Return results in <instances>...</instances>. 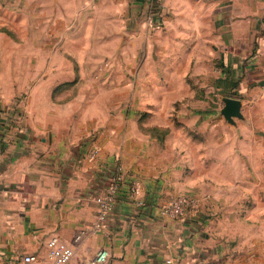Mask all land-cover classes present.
<instances>
[{"label": "crops", "instance_id": "1", "mask_svg": "<svg viewBox=\"0 0 264 264\" xmlns=\"http://www.w3.org/2000/svg\"><path fill=\"white\" fill-rule=\"evenodd\" d=\"M118 2L141 14L133 41H142V60L164 59L158 73L164 85L154 92L180 94L188 74L201 85L205 76H221L225 80L215 86L222 89L230 88L228 80L235 76L250 84L264 81V0ZM150 38L165 43L158 47ZM12 121L9 131L0 130V264H35L23 262L27 255L51 264L44 244L53 234L74 248L71 264H89L102 248L109 254L106 264H166L168 259L174 264H264V238L249 212L243 220L227 214L205 218L197 210L185 220L159 214L168 193L208 183L199 174L208 170V152L190 133L170 127L159 139L134 135V141L143 137V146L132 145L134 160L122 166L119 151L104 147L102 137L41 134L17 118ZM95 146L99 154L90 161L87 154ZM118 166L123 181L111 214L95 232L94 196ZM230 179L214 181L228 188ZM132 185L137 195L129 192ZM236 223L247 229L236 232Z\"/></svg>", "mask_w": 264, "mask_h": 264}, {"label": "rangeland", "instance_id": "2", "mask_svg": "<svg viewBox=\"0 0 264 264\" xmlns=\"http://www.w3.org/2000/svg\"><path fill=\"white\" fill-rule=\"evenodd\" d=\"M128 6L118 0H0V107L9 111L1 130L9 131L17 118L41 134L102 137L104 147L119 151L122 165L134 160L132 145L143 146V137L134 141V135L159 139L176 127L205 146L208 170L199 174L208 183L167 196H194L205 218L243 220L249 212L264 238V81L235 76L222 89L215 86L225 80L221 76H205L201 85L188 74L180 94L154 92L162 90L158 73L165 62L142 60V41H133L141 14ZM152 39L158 47L165 43ZM225 97L241 102V118H223ZM220 176L231 177L228 188L214 181ZM235 228L239 232V223Z\"/></svg>", "mask_w": 264, "mask_h": 264}, {"label": "built area", "instance_id": "3", "mask_svg": "<svg viewBox=\"0 0 264 264\" xmlns=\"http://www.w3.org/2000/svg\"><path fill=\"white\" fill-rule=\"evenodd\" d=\"M0 124H2L1 116L7 114V109L0 108ZM2 132V130H1ZM99 154V148L93 147L87 154L90 161L95 160ZM123 181L122 168L117 167L115 173L108 179V184L105 189L94 196V201L97 206V218L93 231H99L109 215L111 214L115 196L117 194L119 185ZM129 192L133 195H137L139 190L135 185L129 187ZM137 205L140 208L146 207V202L141 199L137 200ZM198 207V201L196 198L187 193H178L170 196L166 201L162 202L158 207L159 214L164 218L185 220L191 212L196 211ZM81 235H78L74 241H78ZM45 248L51 264H71L75 256V250L72 245L64 242L56 234L51 235L45 241ZM109 254L106 249H99L94 257L90 260L89 264H106L108 262ZM24 263L41 264L36 257L27 255L23 258ZM166 264H174L171 259L166 260Z\"/></svg>", "mask_w": 264, "mask_h": 264}, {"label": "water", "instance_id": "4", "mask_svg": "<svg viewBox=\"0 0 264 264\" xmlns=\"http://www.w3.org/2000/svg\"><path fill=\"white\" fill-rule=\"evenodd\" d=\"M223 103L221 114L227 122H232L233 118H241V102L238 99L224 98Z\"/></svg>", "mask_w": 264, "mask_h": 264}, {"label": "trees", "instance_id": "5", "mask_svg": "<svg viewBox=\"0 0 264 264\" xmlns=\"http://www.w3.org/2000/svg\"><path fill=\"white\" fill-rule=\"evenodd\" d=\"M1 112V111H0ZM2 129V127L0 126V130Z\"/></svg>", "mask_w": 264, "mask_h": 264}]
</instances>
